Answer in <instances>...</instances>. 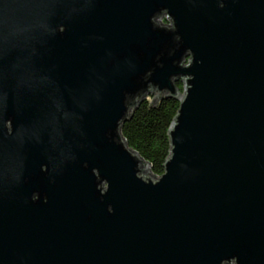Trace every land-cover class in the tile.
<instances>
[{
    "label": "water",
    "instance_id": "95a60500",
    "mask_svg": "<svg viewBox=\"0 0 264 264\" xmlns=\"http://www.w3.org/2000/svg\"><path fill=\"white\" fill-rule=\"evenodd\" d=\"M0 264H264V0H0Z\"/></svg>",
    "mask_w": 264,
    "mask_h": 264
},
{
    "label": "trees",
    "instance_id": "16d2710c",
    "mask_svg": "<svg viewBox=\"0 0 264 264\" xmlns=\"http://www.w3.org/2000/svg\"><path fill=\"white\" fill-rule=\"evenodd\" d=\"M179 87L181 89V85ZM178 110L177 100L162 98L153 101V97H149L122 126V136L127 145L150 165L155 177L163 175L165 162L170 156L168 131Z\"/></svg>",
    "mask_w": 264,
    "mask_h": 264
},
{
    "label": "rangeland",
    "instance_id": "374dc122",
    "mask_svg": "<svg viewBox=\"0 0 264 264\" xmlns=\"http://www.w3.org/2000/svg\"><path fill=\"white\" fill-rule=\"evenodd\" d=\"M160 22H162V21H160ZM150 175H151V173H150Z\"/></svg>",
    "mask_w": 264,
    "mask_h": 264
}]
</instances>
